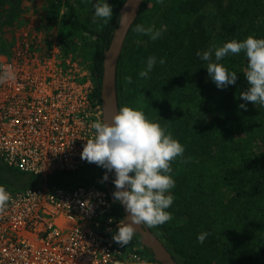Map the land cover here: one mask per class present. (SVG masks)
<instances>
[{"label": "trees", "instance_id": "1", "mask_svg": "<svg viewBox=\"0 0 264 264\" xmlns=\"http://www.w3.org/2000/svg\"><path fill=\"white\" fill-rule=\"evenodd\" d=\"M31 1L0 0V54L12 47L21 16ZM113 1V18L105 24L94 16L91 0H46L51 7L48 24L56 31L63 50L68 52L83 34L89 39L93 55L88 69L99 98L104 51L124 2ZM153 14L161 23L158 30L162 35L156 40L133 30L137 24L151 26ZM249 35L264 38V0H144L120 55L116 74L119 108L122 60L138 40L140 46L132 49L142 53L146 61L150 56L157 58L149 87L158 96L153 104L166 116L158 117L157 122L175 139L194 128V140L188 141L194 145L187 148L201 171L193 183L175 174L177 159L172 162L175 187L168 194L174 196V202L166 209L172 220L156 227L182 264H264V106L240 98L249 87L243 51L219 61L229 72L237 73L235 84L223 89L212 81L207 62L197 56V52L213 49L214 59L216 48ZM161 58L166 60L163 65ZM184 78L188 85H183ZM193 93L196 96H191ZM187 96L191 97L187 109L172 105L176 101L181 104ZM240 104H245V109ZM81 179L76 172L43 178L11 169L0 160V186H70ZM110 182L113 184L112 177ZM202 232L208 235L200 243L197 237ZM131 241L137 240L133 237ZM141 252L150 264H158L146 248Z\"/></svg>", "mask_w": 264, "mask_h": 264}, {"label": "built area", "instance_id": "2", "mask_svg": "<svg viewBox=\"0 0 264 264\" xmlns=\"http://www.w3.org/2000/svg\"><path fill=\"white\" fill-rule=\"evenodd\" d=\"M4 65L16 79L0 83L1 162L43 178L100 170L70 186H4L12 199L0 212V264H150L139 242L122 247L113 240L123 220L104 168L81 159L91 124L103 121L88 66L29 27L0 54Z\"/></svg>", "mask_w": 264, "mask_h": 264}, {"label": "clouds", "instance_id": "3", "mask_svg": "<svg viewBox=\"0 0 264 264\" xmlns=\"http://www.w3.org/2000/svg\"><path fill=\"white\" fill-rule=\"evenodd\" d=\"M138 2L136 0V5ZM93 9L94 16L105 24L113 18L112 6L105 0H97ZM129 15L122 13L118 22L126 26L124 21ZM133 30L148 35L152 40L159 39L162 35L154 26L137 24ZM242 51L247 58L244 75L249 87L240 93V98L254 105L264 106V38L249 35L240 42H226L214 50V59L213 49L202 54L197 52V56L207 62L206 69L212 81L217 88L223 89L235 84L237 73L229 72L219 61L230 53L239 54ZM156 63L155 56L148 57L146 68L139 76L146 78ZM159 63L163 65L166 60L161 58ZM15 79L16 71L12 65L0 68V83ZM124 79L126 83H132L131 76ZM239 107L245 109V104H240ZM91 128L94 135L86 140L81 159L115 173L113 183L116 191L113 197L124 206L128 217L127 222H120L118 231L112 238L123 247L133 239L136 233L134 225L153 228L172 220V214L166 211L174 202V196L168 194L175 187L171 165L178 157L183 156L185 148L158 122L149 120L143 110L129 106L120 107L111 123L97 119L91 124ZM104 179L107 180V175ZM11 199L6 188L0 186V212ZM207 235L206 232L200 233L198 242L203 243Z\"/></svg>", "mask_w": 264, "mask_h": 264}, {"label": "rangeland", "instance_id": "4", "mask_svg": "<svg viewBox=\"0 0 264 264\" xmlns=\"http://www.w3.org/2000/svg\"><path fill=\"white\" fill-rule=\"evenodd\" d=\"M93 3H96L97 0H91ZM110 5H113L115 2L112 0H105ZM51 10L50 4L46 3V0H32L27 4L26 12L21 16L19 21V26L17 27V32L20 31L23 27H29L30 29L35 30L42 38L45 37L46 40H54L57 39L56 31L51 28L47 21V16L49 15ZM162 11V10H161ZM158 14V13H157ZM157 15L153 14L150 18L151 26H154L155 29H159L161 23L158 22ZM140 42L137 40L136 43H133V46L129 50L126 51L125 57L122 60L121 70L122 76L120 79V103L121 106H129L135 109H141L147 116V118L151 121L157 122L158 117L166 118L164 113H162L155 104H153L154 100L158 99L157 93L151 88L150 89V78L152 72L148 73L146 78H141L139 73L142 70H145L147 61L144 58L142 53H138L137 50L132 49L138 48L140 46ZM136 46V47H135ZM68 53L73 58H76L79 62L89 66L93 50L89 46V39L83 34L79 36L72 47L68 50ZM135 75V76H134ZM131 76L132 80H135V85L132 83H126L125 77ZM188 85L187 78H184V84ZM134 87H137V92L134 90ZM186 93H190V91H186ZM135 94V95H134ZM132 96L131 100L129 97ZM191 96H196L195 93ZM187 98V99H186ZM181 100V99H180ZM181 104L179 102H175L172 104L173 106H178L180 110H185L188 108V105L191 104V97L187 96L184 99L182 98ZM189 102V103H188ZM158 114H157V113ZM178 111H176L177 113ZM159 123V122H158ZM160 124V123H159ZM161 125V124H160ZM194 128L192 126V130L190 133L187 131L180 139H177L184 146L185 151L182 157L177 158V165L174 171L175 174H179L187 178L190 182H193L198 178L201 168L199 166V162L194 154H189L188 146H193L194 144H188V141L194 140ZM189 154V155H187ZM99 168L87 167L83 169L80 174L85 177H89V180H94L95 176L99 177L98 171ZM97 180V179H96ZM99 181V180H98ZM152 231L157 234L161 240H164L160 234L157 232L156 227L150 228ZM164 242V241H163Z\"/></svg>", "mask_w": 264, "mask_h": 264}, {"label": "water", "instance_id": "5", "mask_svg": "<svg viewBox=\"0 0 264 264\" xmlns=\"http://www.w3.org/2000/svg\"><path fill=\"white\" fill-rule=\"evenodd\" d=\"M143 2L144 0H139L136 5V0H124L119 8L118 21L122 13L130 14L129 18H125L124 23L126 26H122L119 22L117 23L109 46L104 51L100 98L103 107V121L106 123H111L112 117L119 111L116 84L117 66L129 30L136 20ZM125 3H127V6ZM111 177L114 181V171L111 172ZM107 190L112 202L120 209L122 220L127 222L128 213L124 206L120 202L114 200L113 193L116 191L114 183L113 188L107 184ZM134 228L136 229V233L133 237L151 253L153 259L158 264H182V262L169 251L163 240H161L150 228L144 225H134Z\"/></svg>", "mask_w": 264, "mask_h": 264}, {"label": "flooded vegetation", "instance_id": "6", "mask_svg": "<svg viewBox=\"0 0 264 264\" xmlns=\"http://www.w3.org/2000/svg\"><path fill=\"white\" fill-rule=\"evenodd\" d=\"M106 174H107V180L105 181V179H104V182H105L106 184H108L111 188H113V184L110 182V177H111V175H110V173L104 168V177H105Z\"/></svg>", "mask_w": 264, "mask_h": 264}]
</instances>
